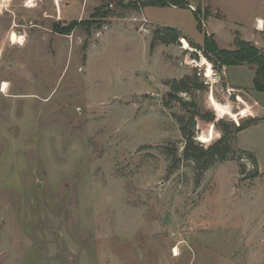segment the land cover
Listing matches in <instances>:
<instances>
[{
	"label": "rangeland",
	"instance_id": "rangeland-1",
	"mask_svg": "<svg viewBox=\"0 0 264 264\" xmlns=\"http://www.w3.org/2000/svg\"><path fill=\"white\" fill-rule=\"evenodd\" d=\"M57 1L0 0V264H264V91L199 48L264 51V0ZM251 118L227 158L181 155L182 124L205 148Z\"/></svg>",
	"mask_w": 264,
	"mask_h": 264
},
{
	"label": "trees",
	"instance_id": "trees-1",
	"mask_svg": "<svg viewBox=\"0 0 264 264\" xmlns=\"http://www.w3.org/2000/svg\"><path fill=\"white\" fill-rule=\"evenodd\" d=\"M130 4L134 9L146 6H175L179 8H188L189 0H131ZM130 5V6H131ZM197 20V26L201 28L200 15L198 10L192 11ZM77 22L70 23L67 27H62L61 33H68L72 27L77 25ZM181 36L180 31L171 26H165L164 28H157L154 30L151 46L154 47L156 42L171 43L176 42ZM181 39L186 40L184 37ZM234 47L232 49L219 48L216 41L213 39V34H206L203 39V44L199 46L205 55L212 61L213 66H231L246 64L253 71V86L258 91H264V51L258 48L250 40L242 39L238 34L235 35ZM189 77L181 79L179 82H175L174 88L176 91H190ZM210 98L215 99L213 96ZM180 99V98H179ZM216 100V99H215ZM199 115L198 110L191 111V120H194V116ZM200 118L205 120H214V116L202 113ZM258 121L257 118H251L239 124H231L229 127L224 123L222 119L215 121V126L221 130L222 135L207 147H203L202 144H198L192 137V131L186 124L181 125V130L186 138L185 146L181 152V155L190 159L196 163V168L203 170L207 164L214 159L223 160L227 158V155L232 151L230 138L232 134L238 133L240 130L249 126L251 123ZM193 124V121L190 122ZM212 128L203 135L202 141H208L212 137ZM250 157V156H249Z\"/></svg>",
	"mask_w": 264,
	"mask_h": 264
},
{
	"label": "bare ground",
	"instance_id": "bare-ground-1",
	"mask_svg": "<svg viewBox=\"0 0 264 264\" xmlns=\"http://www.w3.org/2000/svg\"><path fill=\"white\" fill-rule=\"evenodd\" d=\"M259 21H258V23H257V28H263V21L261 20V19H258ZM210 67H211V65H210ZM212 72V71H211ZM212 74V73H211ZM212 78V77H211ZM7 84L8 83H6V82H3V84H2V91H4L5 92V90L7 89ZM176 252H178L177 251V248H176Z\"/></svg>",
	"mask_w": 264,
	"mask_h": 264
},
{
	"label": "crops",
	"instance_id": "crops-1",
	"mask_svg": "<svg viewBox=\"0 0 264 264\" xmlns=\"http://www.w3.org/2000/svg\"><path fill=\"white\" fill-rule=\"evenodd\" d=\"M50 1L53 2V0H49V2H50ZM56 1H57V0H56ZM53 4L56 5V7L59 6L58 1H57L56 3L53 2ZM57 9H58V7H57ZM258 19H261V18H258ZM258 19H257V20H258ZM261 20H262V19H261ZM258 21H259V20H258ZM262 21H263V20H262ZM258 29H261V28H258ZM256 45H257V44H256Z\"/></svg>",
	"mask_w": 264,
	"mask_h": 264
}]
</instances>
